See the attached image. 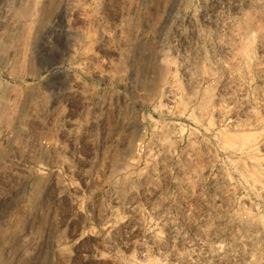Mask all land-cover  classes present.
<instances>
[{"label": "rangeland", "instance_id": "rangeland-1", "mask_svg": "<svg viewBox=\"0 0 264 264\" xmlns=\"http://www.w3.org/2000/svg\"><path fill=\"white\" fill-rule=\"evenodd\" d=\"M0 264H264V0H0Z\"/></svg>", "mask_w": 264, "mask_h": 264}]
</instances>
